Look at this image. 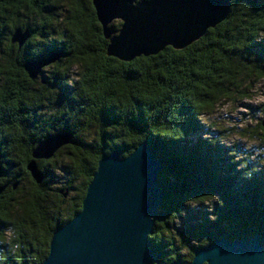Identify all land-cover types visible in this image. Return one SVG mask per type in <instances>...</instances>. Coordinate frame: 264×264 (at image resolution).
Returning <instances> with one entry per match:
<instances>
[{
	"label": "trees",
	"instance_id": "1",
	"mask_svg": "<svg viewBox=\"0 0 264 264\" xmlns=\"http://www.w3.org/2000/svg\"><path fill=\"white\" fill-rule=\"evenodd\" d=\"M16 29L29 32L22 46ZM107 44L91 0H0V264H40L56 227L81 209L102 154L125 157L143 141L163 161L149 236L159 264L189 262L221 238L257 233L264 243V105L261 122L232 129L258 141L252 159L204 137L201 121L264 81V0H233L224 21L180 50L121 61ZM52 56L29 77L26 63ZM61 131L72 143L36 159L37 183L33 149Z\"/></svg>",
	"mask_w": 264,
	"mask_h": 264
},
{
	"label": "water",
	"instance_id": "2",
	"mask_svg": "<svg viewBox=\"0 0 264 264\" xmlns=\"http://www.w3.org/2000/svg\"><path fill=\"white\" fill-rule=\"evenodd\" d=\"M91 2L108 40L107 55L131 61L155 55L167 46L180 50L194 43L228 17L233 0ZM114 20L120 21L119 27L112 25ZM28 37V30L16 29L11 40L22 46ZM55 57L26 63L29 77L35 79ZM70 143L72 134L67 131L38 142L27 164L35 182L43 180L36 159L51 158ZM162 170L163 161L146 141L125 157L116 151L102 154L81 209L56 227L49 253L40 264H159L161 253L149 236L164 197L158 182ZM167 264H264V243L257 233L235 240L221 238L195 249L189 262L178 259Z\"/></svg>",
	"mask_w": 264,
	"mask_h": 264
},
{
	"label": "rangeland",
	"instance_id": "3",
	"mask_svg": "<svg viewBox=\"0 0 264 264\" xmlns=\"http://www.w3.org/2000/svg\"><path fill=\"white\" fill-rule=\"evenodd\" d=\"M229 16V15H228ZM119 22V20H114ZM113 23V22H112ZM264 105V81L261 80L256 83V86L251 90L250 98L238 100H224L215 107L213 113L202 116V124L208 127L209 130L203 134L204 137L214 135L220 139L224 146H236L239 155H251V159L258 153V141L249 137L241 136L240 134L232 131L245 126L254 127L263 119V113L258 110V106ZM214 123L216 126H211ZM218 129H225V133L221 134ZM221 138H220V137ZM189 139H194L196 136L191 135ZM208 204V203H206ZM196 210L208 211L209 207L204 205L192 204Z\"/></svg>",
	"mask_w": 264,
	"mask_h": 264
},
{
	"label": "snow or ice",
	"instance_id": "4",
	"mask_svg": "<svg viewBox=\"0 0 264 264\" xmlns=\"http://www.w3.org/2000/svg\"><path fill=\"white\" fill-rule=\"evenodd\" d=\"M132 2H133V0H132ZM138 4V3H137Z\"/></svg>",
	"mask_w": 264,
	"mask_h": 264
}]
</instances>
